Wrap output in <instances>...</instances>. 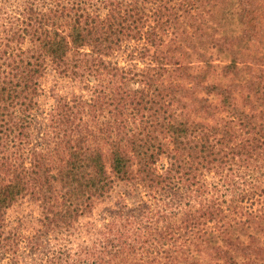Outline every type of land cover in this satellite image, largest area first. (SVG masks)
Instances as JSON below:
<instances>
[{"label":"trees","instance_id":"trees-1","mask_svg":"<svg viewBox=\"0 0 264 264\" xmlns=\"http://www.w3.org/2000/svg\"><path fill=\"white\" fill-rule=\"evenodd\" d=\"M0 264H264V0H0Z\"/></svg>","mask_w":264,"mask_h":264},{"label":"rangeland","instance_id":"rangeland-1","mask_svg":"<svg viewBox=\"0 0 264 264\" xmlns=\"http://www.w3.org/2000/svg\"><path fill=\"white\" fill-rule=\"evenodd\" d=\"M233 27H235V26H233ZM120 64H122V63H120ZM51 82L52 81H51V78L50 77H46L44 80H42V84H43V86H44V88L46 90H48L51 87V84H52ZM27 204L28 203L23 204L21 208L20 207H15L12 210H10L8 212V218H9V220H12L15 217H18L20 214L23 215V213L28 212V210H30L31 208Z\"/></svg>","mask_w":264,"mask_h":264}]
</instances>
